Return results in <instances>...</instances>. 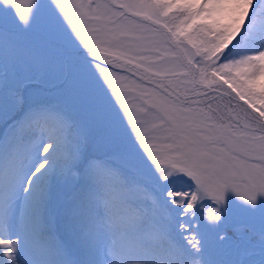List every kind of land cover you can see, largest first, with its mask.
<instances>
[{
    "label": "snow or ice",
    "instance_id": "1",
    "mask_svg": "<svg viewBox=\"0 0 264 264\" xmlns=\"http://www.w3.org/2000/svg\"><path fill=\"white\" fill-rule=\"evenodd\" d=\"M0 264H264V0H0Z\"/></svg>",
    "mask_w": 264,
    "mask_h": 264
}]
</instances>
